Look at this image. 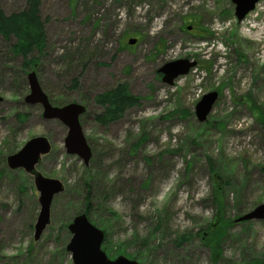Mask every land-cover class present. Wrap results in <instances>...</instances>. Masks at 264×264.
Returning a JSON list of instances; mask_svg holds the SVG:
<instances>
[{
  "label": "rangeland",
  "instance_id": "1",
  "mask_svg": "<svg viewBox=\"0 0 264 264\" xmlns=\"http://www.w3.org/2000/svg\"><path fill=\"white\" fill-rule=\"evenodd\" d=\"M41 1L48 39L35 67L23 69L0 35V264H75L68 225L85 209L107 227L111 259L264 264V219L235 221L264 203V0L243 21L231 0ZM25 5L0 0L6 13ZM185 58L197 64L165 83L159 69ZM33 70L55 105L87 107L88 164L67 152V126L26 102ZM121 82L141 103L100 125L94 96ZM215 90L201 122L196 105ZM35 136L52 143L37 169L65 186L39 239L35 178L7 162ZM217 214L230 225L212 245Z\"/></svg>",
  "mask_w": 264,
  "mask_h": 264
},
{
  "label": "water",
  "instance_id": "2",
  "mask_svg": "<svg viewBox=\"0 0 264 264\" xmlns=\"http://www.w3.org/2000/svg\"><path fill=\"white\" fill-rule=\"evenodd\" d=\"M235 4V14L242 21L248 13L255 9L260 0H231ZM191 29V27H189ZM137 38H132L129 43L135 44ZM197 64L196 61L185 58L167 62L159 72L163 74V81L174 84V80L190 72ZM30 93L26 96V102L41 104L43 116L46 119L61 120L68 128L65 138V146L69 154H77L86 164L91 159L92 148L85 136L81 125L80 116L86 111V106L79 102H69L62 106L53 105L48 94L43 90L36 71L28 73ZM219 98L218 91L206 93L196 105V115L201 122L207 120ZM3 97L0 96V102ZM52 143L46 136H35L29 139L16 153L8 156L7 162L10 168H24L35 178V184L40 192V213L35 224V238L39 239L43 230L51 221V205L57 194L64 191L63 182L57 178L47 177L38 169L37 165L42 157L50 153ZM250 219H264V203L257 205L250 212L239 216L235 221L242 222ZM72 237L67 245V250L72 253L75 264H139L137 260L119 255L111 259L102 246L106 237L103 229L95 225L85 212L74 216L68 225Z\"/></svg>",
  "mask_w": 264,
  "mask_h": 264
},
{
  "label": "trees",
  "instance_id": "3",
  "mask_svg": "<svg viewBox=\"0 0 264 264\" xmlns=\"http://www.w3.org/2000/svg\"><path fill=\"white\" fill-rule=\"evenodd\" d=\"M41 4V0H26L23 9L11 13H6L0 6V35L11 43V53L21 57L23 69L35 67L38 64L39 56H36V52H43L47 44L46 22L41 15ZM94 101L99 108V111L94 114L96 122L107 126L121 120L130 108L139 106L141 98L130 90L127 82H121L96 93ZM219 204L223 206V202ZM83 212L91 219L90 209H85ZM228 225L230 220L223 214H217L214 223L210 224L212 232L209 234L208 243L219 244ZM102 228L108 237L107 227Z\"/></svg>",
  "mask_w": 264,
  "mask_h": 264
},
{
  "label": "flooded vegetation",
  "instance_id": "4",
  "mask_svg": "<svg viewBox=\"0 0 264 264\" xmlns=\"http://www.w3.org/2000/svg\"><path fill=\"white\" fill-rule=\"evenodd\" d=\"M80 103V102H79ZM82 104V103H81ZM85 105V104H84ZM87 112V107H86V111L84 112V114ZM84 114H82L81 116H80V121H81V117L84 115Z\"/></svg>",
  "mask_w": 264,
  "mask_h": 264
}]
</instances>
